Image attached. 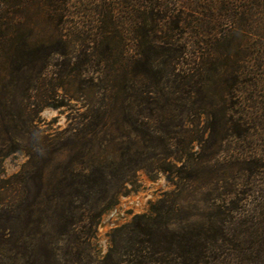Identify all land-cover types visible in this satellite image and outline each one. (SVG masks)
Returning <instances> with one entry per match:
<instances>
[{"label": "trees", "instance_id": "16d2710c", "mask_svg": "<svg viewBox=\"0 0 264 264\" xmlns=\"http://www.w3.org/2000/svg\"><path fill=\"white\" fill-rule=\"evenodd\" d=\"M59 89L53 107L81 106L20 149L16 262L96 264L101 216L144 170L173 188L110 232L99 264H264V0H0L3 107L18 96L33 128Z\"/></svg>", "mask_w": 264, "mask_h": 264}, {"label": "rangeland", "instance_id": "374dc122", "mask_svg": "<svg viewBox=\"0 0 264 264\" xmlns=\"http://www.w3.org/2000/svg\"><path fill=\"white\" fill-rule=\"evenodd\" d=\"M47 81L48 79L43 78V85L39 89L37 88L38 90L36 89L32 95L42 96L43 98L44 94H47V91L50 89V85H48ZM11 99H13V96L8 100ZM44 100L47 101V105L36 107L35 117L32 118V120H34L33 123L35 124L34 127L37 128H29L27 123H23L26 121V118L20 121L19 118L16 117L17 113L20 111V108H18L16 103V101H18V96L15 97L14 102H7L8 106L15 103L13 107H3V98V103L0 102V108H6L7 110L3 111V114H6V116L12 114L11 117L17 119L16 124H18L21 129L20 131L26 137L25 141H21L19 146L16 144L12 145L8 142L7 136H13L14 132H7L12 129L11 124H14V122H7L5 125H2L3 121L0 119V264H26L25 262H16L14 252L12 251V242H10L11 233L14 228L12 209H14L15 196L12 177L16 172L21 170L24 162L28 159L25 152L20 151V149H22L23 146H33V144L37 142V130L42 131L45 135H50L56 130H61L66 127L69 118L76 115L78 107L81 106V102L72 99L70 101H65L68 103L66 106L60 108L53 107L65 100L64 91L62 89L51 92V98H46ZM42 133L39 134L42 136ZM243 145H245V143L241 144L239 141L236 142V140L227 142L224 146L225 149L221 152V156L223 158L231 157L232 160L237 153L236 150L239 152ZM239 147L240 149H238ZM13 148H15V152L10 151L13 150ZM137 179V185L134 186L129 193L121 195L118 203L108 209L101 216L97 225L95 237L92 239L91 248L92 258L97 262L96 264H99V261L102 260L108 252V249L111 246L110 232L114 228L129 222L136 214L148 212L150 206L156 202L164 192L173 188L163 173L149 175L146 171L140 170L137 172ZM253 204L254 203L251 202V205ZM62 244L63 242L59 243L60 246ZM59 252L58 256L63 259L59 261V264H66L65 261L71 256L69 257V255L67 256L66 254H63V250ZM27 258L28 257H26V259ZM40 263L41 262L37 260L36 256L30 261V264Z\"/></svg>", "mask_w": 264, "mask_h": 264}]
</instances>
